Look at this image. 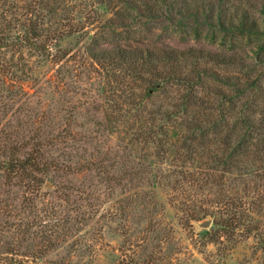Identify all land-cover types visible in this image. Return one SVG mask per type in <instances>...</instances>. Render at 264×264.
Wrapping results in <instances>:
<instances>
[{
  "label": "rangeland",
  "instance_id": "1",
  "mask_svg": "<svg viewBox=\"0 0 264 264\" xmlns=\"http://www.w3.org/2000/svg\"><path fill=\"white\" fill-rule=\"evenodd\" d=\"M262 8L0 0V264H264V160L240 153L237 170L213 163L221 151L205 139L178 148L186 120L220 103L237 116L255 105L257 126L264 117V36L231 27L241 11L262 23ZM189 47L236 63L184 58L185 72L194 62L209 77L182 96L153 90L146 62L116 53ZM158 125L162 143L148 135Z\"/></svg>",
  "mask_w": 264,
  "mask_h": 264
},
{
  "label": "trees",
  "instance_id": "2",
  "mask_svg": "<svg viewBox=\"0 0 264 264\" xmlns=\"http://www.w3.org/2000/svg\"><path fill=\"white\" fill-rule=\"evenodd\" d=\"M187 5L185 9L189 8ZM259 12L262 15V17L260 18L262 20V23H258L255 19H253L252 16L248 15L245 11H241V13L238 14L236 18V24L233 23L231 27L237 30L238 33L261 34L264 36V8H262V10H260ZM138 51L141 55H144V53L145 55L142 57L138 56ZM138 51H127L124 48H119L117 49L116 53L119 54L122 63H127L128 60L133 61V59H140L142 63H144L145 61L147 66L141 64L140 69H142L143 66L149 69L151 76L149 77L148 81L151 82V87L153 88V90H155L156 87L162 88L167 86L174 87L176 89L180 88L184 89L185 92L184 94H182V96L188 95L189 93H194L195 86L198 83L202 82L205 77H209L206 74L207 72H205V68L200 69L198 65H196L194 62L193 64H190L192 65L191 68L185 72L184 69L186 67L181 65V61L184 58L187 59L189 55L191 57H196L197 54H200L206 56L209 61L216 62L219 65H228L236 63L235 56H233L232 54H228L225 51H204L199 48L192 47H189L185 50L169 48L161 49L160 51L146 50L144 52L140 49ZM181 67H183L182 70ZM215 80L223 84L221 79L216 78ZM206 83L207 82H205V84ZM251 87L255 86H246L245 88L250 89ZM245 93V90L241 89L240 91L238 90V93L236 95H242ZM246 100L250 101L248 99ZM207 102L209 101L204 100L202 98L201 103ZM136 103H139V101ZM193 103H195V101L189 99L187 102L181 103L182 105H180L182 107V111H185L186 108L191 106ZM178 106L179 105H177V109ZM215 106L216 103L213 101L212 107L214 108ZM241 106H243V108H239ZM241 106H238V109L240 110V114H238V116L236 115L237 112L236 114H234V106L230 105L228 107H225L223 103H220V106H218V110L216 111V113L214 110L211 113L207 112L200 114L199 112L198 115L194 116L191 120H186V131L191 132L190 134L181 135L180 144L182 146L178 145V148H184L185 150H188L187 148L194 149V146L191 147L189 145H185L187 138L194 141L205 139L204 141H201V143L206 142V147L204 148V150L207 153H218L219 151H221L220 154H215L214 158L212 157V162H215V164L220 162L226 164L227 166H230L232 165V163H234V166L237 168L239 166V161H241L239 158L240 153H255L254 156H259L261 160H264V117L260 119L259 124L257 126L255 123L254 116V114L258 111L255 110L256 106L252 104L250 105L248 103L241 104ZM261 110L262 108H260V111ZM232 112L234 114L233 117ZM169 114L175 116L174 111H169ZM260 114L264 116V110L260 112ZM181 123L183 125V122ZM159 129L163 130L161 125H158V127L154 126L152 127V129H148V135L150 138L158 140L159 143H162V134L160 136H158L157 134V131H160ZM168 129L165 130H167L168 132ZM162 133L164 135L165 131L163 130ZM220 143H222L223 146H219ZM261 150H263V153L259 152ZM184 156L186 157H184L185 160L181 157V161L179 162L178 167L187 165L185 161L187 160L190 162V159H192L188 151ZM211 166H208L210 167V170H208L207 172L209 178H212L211 176H213L210 174L212 172ZM185 171L186 169L184 168V172ZM226 171L230 172V170L227 169ZM185 173L189 175L190 172L187 171ZM262 197H264V194L262 195Z\"/></svg>",
  "mask_w": 264,
  "mask_h": 264
}]
</instances>
